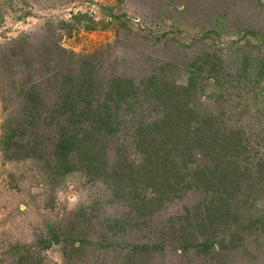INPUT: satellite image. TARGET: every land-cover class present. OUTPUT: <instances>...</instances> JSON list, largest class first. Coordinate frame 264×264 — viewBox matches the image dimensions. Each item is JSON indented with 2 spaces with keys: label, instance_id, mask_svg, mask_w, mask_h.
Segmentation results:
<instances>
[{
  "label": "rangeland",
  "instance_id": "1",
  "mask_svg": "<svg viewBox=\"0 0 264 264\" xmlns=\"http://www.w3.org/2000/svg\"><path fill=\"white\" fill-rule=\"evenodd\" d=\"M76 11L107 24L61 25ZM0 12V63L18 67L9 83L0 64V264H264V0H0ZM66 73L93 104L115 76L137 88L64 170L53 151L68 112L54 101ZM32 86L41 103L20 101ZM166 117L159 135L194 130L179 151L193 186L171 197L115 171L139 161L137 122Z\"/></svg>",
  "mask_w": 264,
  "mask_h": 264
},
{
  "label": "trees",
  "instance_id": "2",
  "mask_svg": "<svg viewBox=\"0 0 264 264\" xmlns=\"http://www.w3.org/2000/svg\"><path fill=\"white\" fill-rule=\"evenodd\" d=\"M60 23L63 26H73L77 29L84 30H94L96 28L104 29L105 24H107L104 23L103 20H95L86 12L81 11H76L74 13L70 12L69 20L66 21V19H62ZM68 30L70 31L71 29L69 28ZM0 64L3 65V70H6V80L11 83L10 81H13V78L17 76L15 75V72L17 71L18 67L16 68L14 65H11L6 61H2V63ZM64 76L65 79H63V81L65 82V84L61 88L60 99L54 101L56 106L60 107L61 109L67 110L68 112L65 120L61 122L60 126L58 127V136L54 143L53 156L55 158V165L57 169H61L64 167L60 158H69L67 156L69 155L68 153L72 151L75 153L76 150L80 149L84 145V142H87V138H90L91 135L93 136L95 134H99L100 136H103L104 133H109L112 127L119 123V118L116 119V111L113 109V107L117 106V103H120V99H118V97L124 96L129 93L133 94L135 93L137 88L136 85H133L131 83L129 78L128 80H125L124 78L115 76L112 79L113 89H108L103 94V97L105 98H103L101 101H98V104H93L90 102V100L92 99V92L90 88L82 84H78L74 87L71 85V75L69 73H66V75ZM17 78L22 79L19 77ZM34 88L35 87L32 86V88L28 90L27 94L22 93V96L20 93V101L28 102L26 97V95H28V97H30L31 99L30 103H41L42 96L39 95L37 90L34 96L31 92L32 90H34ZM167 88L168 86L162 83V85H159L157 92L153 88V92L151 91V94H154V92H156L155 97L157 100H160L159 103H161V101H164L163 97L165 91L168 90ZM112 93L116 94L117 99L114 100L113 105H110L109 98H111V96L109 95ZM16 95L18 94L16 93ZM179 99L180 95L176 97L175 102H172L171 104H168L167 102L166 104H168V106H177ZM187 105L188 103H184L181 105V107L186 109L185 106ZM21 112L29 115L28 118L30 120H34L37 118V113L34 115L32 112H26L23 109ZM169 118H164L165 121L160 119L156 122H137L135 130L136 133L132 135V140L135 150L139 155V161L137 163H129L128 166L115 169L117 174L122 176L123 180L133 181L137 184L146 183L145 185L149 187L150 192H155V190H158L161 197L173 196L177 188L176 186L179 187L181 185L183 189L185 187L187 188L189 186H193L189 183L187 176L188 172H185L184 170L187 168L185 164L186 160L184 159L181 160V162L179 161V156L183 153L182 152L179 154V151H187L188 148H190L188 141L192 142L194 140V130L173 131L172 129H170L168 130L170 132H166V134L163 133L164 135H159L158 131L156 133V129L164 126ZM14 120L15 118L13 119V121ZM16 123L18 125L23 124V122L21 121H16ZM70 124H75L77 129L73 126L72 128H70ZM78 124H80L79 127L77 126ZM73 129L79 130L81 132L72 131ZM233 135H235V131L234 129H230L227 132L222 133L220 139L221 141L229 139V143H227L228 145L231 143L230 139L236 142V139H234V137L230 138V136ZM167 138L171 140L178 138L185 141L187 144L180 147L178 143L171 142L172 145H170V142L167 141ZM214 139L217 140L215 136ZM95 140L97 139L94 138V141ZM145 142L148 143V147ZM91 155H95V153H91L90 156ZM64 161L66 162V159ZM177 162H179V164H177ZM85 164V166L88 165L91 167V169L97 171L100 163L97 160H93V158H88ZM179 166H182L183 169H181ZM63 169L66 170L67 168Z\"/></svg>",
  "mask_w": 264,
  "mask_h": 264
}]
</instances>
